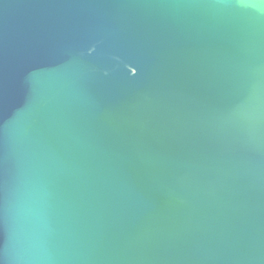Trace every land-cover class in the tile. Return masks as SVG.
<instances>
[{
  "label": "water",
  "instance_id": "water-1",
  "mask_svg": "<svg viewBox=\"0 0 264 264\" xmlns=\"http://www.w3.org/2000/svg\"><path fill=\"white\" fill-rule=\"evenodd\" d=\"M0 264H264V0H0Z\"/></svg>",
  "mask_w": 264,
  "mask_h": 264
}]
</instances>
